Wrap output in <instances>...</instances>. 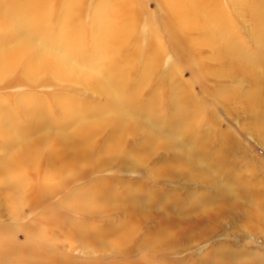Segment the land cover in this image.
<instances>
[{"label":"rangeland","instance_id":"1","mask_svg":"<svg viewBox=\"0 0 264 264\" xmlns=\"http://www.w3.org/2000/svg\"><path fill=\"white\" fill-rule=\"evenodd\" d=\"M100 1L49 0L36 15L23 8L26 0H0V53L22 44L26 33L32 53L62 59L70 47L68 25L75 19L78 33L72 41L82 57L80 68L89 70L95 63L91 59L104 51V33L112 22L109 14L97 11ZM132 1L138 20L134 46L140 54L129 57L134 62L117 94L108 95L105 88L76 78L48 73L29 77L17 70L0 78V112L27 143L41 136L49 141L69 136L96 118L110 120L120 109L118 99L160 139L178 138L189 115L192 125L187 135L183 131L186 148L196 152L192 160L216 175L188 174V161L177 151L145 144V137L130 132L122 157L44 182L53 191L38 198L36 190L45 178L43 159L22 189L26 203L17 217L2 197L9 191L0 180V234L12 246L33 252L36 259L24 264H264V220L255 212L260 204L246 196L252 190L250 195L264 202V134L257 132L250 108L259 86L228 72L219 46L203 33L182 31L165 0ZM256 3L259 0L213 2L229 29L236 59L248 67L264 63V44L250 12ZM151 38L163 53L156 72L145 75L143 60L151 52ZM193 39L195 45L189 41ZM177 40L190 48L193 60L178 48ZM130 48L125 45L124 53ZM171 72L184 84L185 100H175L182 90L172 88ZM28 104L39 105L40 115ZM37 117L43 123L36 124ZM94 137L98 155L111 140V128ZM147 149L143 159L135 160L134 152ZM176 224L185 228L172 237ZM82 227L89 228L85 237L77 234Z\"/></svg>","mask_w":264,"mask_h":264},{"label":"bare ground","instance_id":"2","mask_svg":"<svg viewBox=\"0 0 264 264\" xmlns=\"http://www.w3.org/2000/svg\"><path fill=\"white\" fill-rule=\"evenodd\" d=\"M48 1L49 0H26L23 8L27 7L32 13L41 15ZM101 1L96 6V9H98L97 11L100 14H109L112 18V22L108 25V29L104 33L106 37L104 51L101 56L91 59V61L95 60V63L91 65L89 70L83 72L82 68H80L82 57L78 52V47H76L72 41L78 33L77 26L75 25L76 20L74 19L69 23L67 31V39L70 47L68 48L69 50L63 52L62 59L59 55H54L52 53L44 56H38L35 52L32 53L31 50L27 48L25 33L22 44L5 53H0V78L7 74L14 73L17 70L29 77H36L39 74L48 73L70 79L76 78L85 83L94 84L101 89L103 87L108 95H111L113 91L117 94L124 82L123 78H125L130 65L134 62V58L130 60L129 57L138 56V54H140L138 47L134 46V37L136 36L138 23L134 9L136 5L132 0ZM165 1L170 8L171 18L182 31L185 33L189 31H199L203 33V38L209 39L210 44H217L219 46L221 57L228 64V72L232 75L248 77L253 83L259 86L260 92L256 97V101L252 103L250 108L251 110L253 109L252 111L256 118V126L259 130L256 129L257 132L264 134V63L259 67H248L244 61H238L236 59V55L233 52V39L231 38L226 24L219 16V14L221 15L220 8L213 5L215 0ZM117 3L120 6H118ZM17 11L19 12V10ZM250 12L251 17L256 20L255 24L259 30V38L264 44V0H259V4L256 3V5L251 8ZM13 15L15 18H18L16 14ZM37 24L40 25L39 22H37ZM4 25L7 24L4 23ZM28 33L30 34V31H28ZM189 41L192 45H195L197 42L196 39ZM128 44L131 47L130 51L124 53V46ZM176 45L188 59L193 60L190 55V48L179 40L176 41ZM149 50H151L150 54L146 55V59L143 60L145 61V75L156 72L159 66V59L161 58L160 55L163 53L158 41L153 38L150 40ZM74 59L77 61L78 65L74 62ZM21 66L23 68H20ZM170 76L172 78L168 81L171 83L172 88L182 90L175 100H185L184 84L178 79L177 74H172L171 72ZM118 101L119 102H115V104H117L120 109L118 113L110 117V120L107 118L104 120L98 119V121L96 118L93 119L91 123L78 127L69 136L58 138L57 135L53 140L50 139V141L46 140L44 136H41L43 139H38L32 143L21 142L20 140L22 137H20L21 139L17 137L19 132L16 124L3 117L6 115L0 112V138L4 143V146L0 148V180L5 186V191H9L7 194L3 193L2 197L8 202L9 209L13 216H19L26 203L22 195V189L29 181L35 166H38L45 160V162L42 163L45 178L38 187V190H36L37 197L41 198L43 197L42 193L48 195L53 191L52 189L45 188L44 182L53 179L57 180L58 177H67L70 175L69 173H83L96 166L98 168L105 161H110L116 157H122L124 155L122 151L124 149L123 145L125 143V138L130 132L139 133L145 137V144L152 143L150 146L156 145L177 151L179 154L178 157H183L188 161V174L205 178L216 175L215 172L207 169L208 166L203 162L192 160L197 154L195 151L186 148V142L183 139V131L187 135V130L192 125L190 124L191 118L189 115L184 118V122L187 123L183 122L182 130L178 138L160 139L158 138L159 133L153 132L151 125L145 127L144 122L132 116L129 111L130 106L128 103L120 99H118ZM29 106L36 111V116L40 115L38 112L40 108L39 105L28 104L27 108ZM66 118L69 119L70 122L75 120L73 115L69 113L66 115ZM35 123L41 124L43 122H40V118L37 117V122L35 121ZM105 127L111 128V140L101 149V152L96 155L94 136ZM148 150L149 149L145 152L141 150L134 152L133 156L135 160L140 161L143 159L148 154ZM226 174L227 176L229 175L228 172H226ZM231 178V181L237 180L234 177ZM232 191L233 190H230L229 192ZM238 191L239 190H237V193ZM251 191L252 190H250L249 195L246 194V196H249L248 198H250L252 204L256 202L257 205L260 204L258 210L255 208V212L258 211L257 215L260 219L264 220V202H261L263 199L255 194L250 195ZM2 205L3 202L0 201V213L3 211ZM252 211L254 210H251V212ZM184 228L185 226L179 227L176 224L173 229L174 233L172 237L179 236ZM86 229L89 228L82 227L77 234L81 237H85ZM11 244L13 243L8 242V239L0 234V262L4 260H13L20 264H24L36 259L33 252H28L18 247L16 248ZM222 260L224 261V258ZM222 260L220 259L219 262Z\"/></svg>","mask_w":264,"mask_h":264}]
</instances>
